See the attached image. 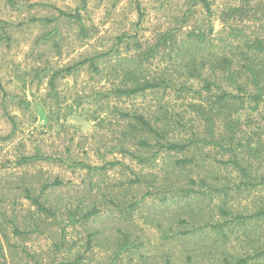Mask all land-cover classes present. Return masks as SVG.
<instances>
[{"label":"rangeland","instance_id":"1","mask_svg":"<svg viewBox=\"0 0 264 264\" xmlns=\"http://www.w3.org/2000/svg\"><path fill=\"white\" fill-rule=\"evenodd\" d=\"M208 1L212 15L193 5L194 0H0V82L6 92L0 86V264H190L192 249L203 251V244L216 239L211 229L197 228L223 222V196L211 186L238 181L231 169L220 168L227 157L219 148L200 143L190 150L164 148L154 154L159 147L151 140L153 147L147 148L127 143L135 156L118 150L125 125L121 110L167 111L175 125L169 134L173 141L187 142L193 132L205 135L192 103L206 106L211 93L202 88V79L177 72L174 64L198 51L200 65L208 50L184 36L204 29L208 38H216L223 28L221 12L229 4L243 5L241 0ZM251 5L264 19V0ZM60 10L79 12L82 20L61 16ZM238 26L253 31L259 23ZM172 28L175 43L160 47L145 62L146 75L169 73L172 88L107 96L119 83V68L134 66L138 54ZM122 36L129 39L119 43ZM104 52L108 55L96 61L100 72L89 62L79 64ZM75 64L56 78L52 90L54 71ZM37 151L99 168L57 160L22 162ZM181 159L193 161L180 164ZM112 161L118 164L100 168ZM209 171L216 173L209 177ZM56 178L63 184L42 192ZM25 188L58 216L40 213ZM112 192L122 199L120 206ZM238 196L228 207L249 214L257 208V197H264V185ZM94 203L98 214L72 221ZM125 203L133 205L127 212ZM253 226L263 240L264 222H249L230 234L227 248L249 250L239 242V233ZM195 227L194 234H177Z\"/></svg>","mask_w":264,"mask_h":264},{"label":"trees","instance_id":"2","mask_svg":"<svg viewBox=\"0 0 264 264\" xmlns=\"http://www.w3.org/2000/svg\"><path fill=\"white\" fill-rule=\"evenodd\" d=\"M241 1L243 5L229 4L221 12L220 18L223 28L217 32L216 38H208L204 29H199L198 32L189 31L184 36V39L192 40L193 44L195 43L201 49L206 48L208 50L207 53H203V56L201 55L200 65L198 64L197 50V52L187 53L178 65L174 64L177 72L184 70L185 75H188L189 78L202 79L205 84L202 88L211 93L206 106L192 103L204 124L205 135L193 132L192 137L187 142L173 141L169 138V134L175 125L167 111L159 113L157 110L151 111L153 113L120 111V118L125 120L118 143L120 152L135 156L133 151L127 148V143L147 148L153 147L151 140H154V147H159L154 154L164 148L170 151L190 150L192 147L204 143L219 148L227 157L222 159L224 166L220 165V168L231 169L236 174L237 183L230 185L219 181V185L211 186V188H215L214 191L220 192L223 196L220 200L222 206L219 207L223 222L207 223L197 227L207 233L211 229L216 235V239L203 244V251L192 249L187 257L190 264H264V239L262 240L260 231L256 229L257 226L239 233L242 234V238L239 237V242L249 245V250L242 253L227 248L230 234L236 228L245 227L246 223L249 222L251 224L264 222V197H257L259 200L257 201V208L249 214L238 212L227 205L230 200L238 198L240 193L252 192L257 187L264 185V19L259 17L258 9L251 5L254 0ZM83 2L85 3V0ZM193 5H201L206 9L208 15L213 14L208 0H194ZM260 5L259 2L257 6ZM137 6L138 11H141L140 2ZM60 14L78 21L82 20L79 12L69 13L60 10ZM46 21L49 19L46 18ZM246 21L259 23V27L256 30L247 31L238 26V23ZM175 30L172 28L160 34L156 44L143 49L138 54L134 66H121L119 70L122 72V76L119 77V83L106 95L114 93L118 96H133L148 91L172 88L169 73L146 75L145 62L154 56L160 47L175 43V39H177ZM126 39L128 40L129 36L119 37V43ZM214 40H217V43H214ZM139 47H141L140 44ZM176 48L179 52L183 50L181 46ZM185 49L187 50V47ZM107 55L108 52L99 53L84 59L79 64L89 62L94 71L100 72L96 61ZM182 62L183 66L177 69L178 66L182 65ZM76 66L77 64L54 71L50 78L52 90H55L56 78L63 72H70ZM205 71L207 74L204 73ZM0 86L6 95L1 82ZM186 86V84H182L181 88H187ZM195 92L198 91L195 90ZM21 160L24 163L38 160H57L64 163L70 162L71 166L99 168L83 161H69V159L47 156L40 151L24 156ZM192 161L181 159L178 163L192 164ZM116 164H118L117 161L106 162L100 168ZM209 172H212L209 177L216 173V171ZM216 179L218 180L217 177ZM62 184L63 181L56 178L51 183H45L42 192L48 187ZM34 194L32 189L25 188V196L31 200L40 213L50 217L58 216V211L45 204L40 195ZM110 196L119 201L118 205L121 204L122 199L116 193L112 192ZM123 205L126 212L130 206H133L131 203ZM98 213L99 209L94 203V206L84 212L79 219H72V221L88 220ZM69 216H74L72 210H69ZM228 216L233 218L226 219ZM197 228L179 229L177 234L191 235ZM14 232L20 233L18 229H14ZM1 244L0 242V250ZM80 260L82 258L76 259L77 262Z\"/></svg>","mask_w":264,"mask_h":264}]
</instances>
